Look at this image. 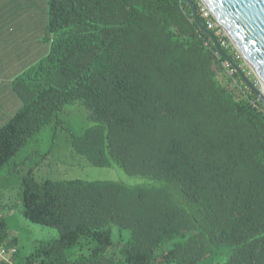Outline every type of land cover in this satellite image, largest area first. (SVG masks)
Returning a JSON list of instances; mask_svg holds the SVG:
<instances>
[{
  "label": "trees",
  "instance_id": "16d2710c",
  "mask_svg": "<svg viewBox=\"0 0 264 264\" xmlns=\"http://www.w3.org/2000/svg\"><path fill=\"white\" fill-rule=\"evenodd\" d=\"M44 13L47 52L11 83L19 107L0 126V170L79 101L94 124L68 138L72 151L150 182H38L29 171L21 215L57 237L19 258L0 218V264H199L223 249L215 264H264V108L187 4L46 0ZM76 246L85 253H68Z\"/></svg>",
  "mask_w": 264,
  "mask_h": 264
},
{
  "label": "rangeland",
  "instance_id": "374dc122",
  "mask_svg": "<svg viewBox=\"0 0 264 264\" xmlns=\"http://www.w3.org/2000/svg\"><path fill=\"white\" fill-rule=\"evenodd\" d=\"M45 1L38 0L34 7L35 16L31 22L28 20H25L26 22H0V33H23L16 43L15 55L17 58L30 45V38L43 32ZM42 54L44 53L40 48L39 56ZM244 67L249 70L245 64ZM250 75L253 78L251 72ZM253 80L255 79L253 78ZM233 84L235 85V83ZM256 84L258 85L257 82ZM59 119L57 124L45 126L29 139L9 163L0 170V218L6 222L9 233L17 238L19 258H24L33 251L38 241L57 237L55 229L31 223L21 215L20 183L22 177L29 171L38 182L44 179L88 182L115 181L130 186L150 182L149 179L142 176L127 175L114 165L105 168L91 166L84 158L72 151L68 138L80 135L86 128L94 124L87 119L86 110L81 102L66 104L59 113ZM117 234V229L113 227V239L117 237ZM167 247L168 242L166 241L162 245V249ZM68 253L77 256L80 253H85V248L81 249L76 246ZM227 256V251L223 249L220 253L199 264L221 263L227 259Z\"/></svg>",
  "mask_w": 264,
  "mask_h": 264
},
{
  "label": "water",
  "instance_id": "95a60500",
  "mask_svg": "<svg viewBox=\"0 0 264 264\" xmlns=\"http://www.w3.org/2000/svg\"><path fill=\"white\" fill-rule=\"evenodd\" d=\"M183 1L195 26L209 38L218 57L233 69L264 108V0H199L240 54L248 72L220 47L216 36L201 23L193 0ZM249 71L259 87L250 79Z\"/></svg>",
  "mask_w": 264,
  "mask_h": 264
},
{
  "label": "crops",
  "instance_id": "0c3cea01",
  "mask_svg": "<svg viewBox=\"0 0 264 264\" xmlns=\"http://www.w3.org/2000/svg\"><path fill=\"white\" fill-rule=\"evenodd\" d=\"M37 3L38 0H0V22H26L25 20L31 22L35 16L34 7ZM21 34L23 33H0V126L19 107V101L11 91L13 79L20 71L47 52V45L40 41V33L30 38V45L17 58L15 55L16 43ZM40 48L44 53L41 56H39ZM24 60L25 62H23Z\"/></svg>",
  "mask_w": 264,
  "mask_h": 264
},
{
  "label": "built area",
  "instance_id": "2783aa9c",
  "mask_svg": "<svg viewBox=\"0 0 264 264\" xmlns=\"http://www.w3.org/2000/svg\"><path fill=\"white\" fill-rule=\"evenodd\" d=\"M199 6H200V11L202 12L203 17H205V18L211 17L212 18L210 12L205 8V6L201 2H199ZM213 28L216 29L215 36H216V39H217L218 44L220 45V47L222 49L223 48H229L230 51L233 54L234 59L241 60L242 61V58H241L240 54L236 51V49L234 48V46L227 39V37H226L224 31L222 30V28L219 27L217 25V23L214 21V19L212 18V20L208 22L207 29H213ZM214 53L218 57V55L215 52V50H214ZM222 65L226 68L227 75L228 76H232V74L234 72L233 69H231V67L225 61L222 62ZM233 83H235V85L237 86V84H236L235 81ZM237 87H239V86H237ZM0 257H3V251H0Z\"/></svg>",
  "mask_w": 264,
  "mask_h": 264
}]
</instances>
